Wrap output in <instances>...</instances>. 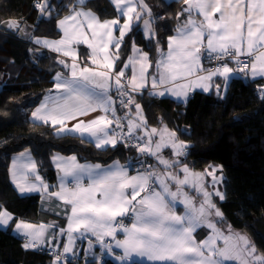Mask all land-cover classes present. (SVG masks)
<instances>
[{
  "label": "snow or ice",
  "instance_id": "obj_1",
  "mask_svg": "<svg viewBox=\"0 0 264 264\" xmlns=\"http://www.w3.org/2000/svg\"><path fill=\"white\" fill-rule=\"evenodd\" d=\"M79 2L83 5L85 0ZM112 3L125 18L123 24L120 19L101 21L91 11L73 8L71 15L58 22L63 32L61 39L33 38L37 44L72 57V63L60 61L70 75L57 74V94L45 97L32 117L57 127L58 132L90 137L97 148L137 140L139 143L130 146L141 154L155 157L165 170L160 172L149 166L130 175L129 169L135 170L131 163L122 165L117 161L102 166L81 164L76 156H56L53 159L60 173L56 186L59 190L50 192V185L37 172L36 161L25 151L12 161L11 179L16 188L20 193H45L63 202L66 214L70 210L67 229H59L68 237L65 254L72 251L74 233L80 236L91 233L102 243L105 237H111L115 246L123 250L119 257L122 261L136 255L153 264H227L229 261L264 264V254L258 252L249 237L234 231L230 225L227 229L217 227L223 222V214L211 197L215 195L223 200L224 196L218 190L208 192L204 180L206 176L212 177L215 187L222 179L215 172L222 166H213L204 173L193 172L187 165L181 167L179 158L187 155L189 145L180 141L176 132L166 125L149 130L142 106L132 95L148 90L152 96L171 94L187 98L196 87L207 91L213 77L228 79L236 71L264 77V0H183L185 7L178 15L186 18L173 29L174 35L167 37L166 52L156 41L159 58L152 73L149 69L153 65L142 49L133 47L134 55L118 72L115 66L120 57L109 50L111 46L118 53L125 35L144 16L148 17L143 19L145 34L154 39L151 9L145 0H112ZM47 6L48 0L43 3L37 0L34 5L41 14ZM2 26L20 30V22L16 20L5 21ZM114 31L119 32L118 37ZM79 44L91 50L92 67L77 63L74 46ZM241 57H247L248 62ZM202 58L220 63L214 70L206 69ZM228 61H234L237 68L229 67ZM128 69L131 77L122 80ZM113 89L121 108L129 112L135 108L134 118L117 115ZM97 110L102 114L94 119L78 120ZM72 120L78 122L69 128L66 121ZM125 120L126 125L122 122ZM125 126L127 134L123 131ZM138 131L143 135H135ZM164 148H170L176 158H163ZM177 167L179 171H173ZM185 188L196 191L202 198L193 199ZM178 206L183 207L182 214L177 213ZM14 220L15 231L28 241L23 245L25 248L44 244L49 229H56L55 224L35 225L19 220L0 204V225ZM200 228L209 229L210 234L198 241L195 234ZM118 232L123 234V239H116ZM103 247L111 251L112 244L103 243ZM55 264H61L60 255L56 256Z\"/></svg>",
  "mask_w": 264,
  "mask_h": 264
},
{
  "label": "trees",
  "instance_id": "obj_2",
  "mask_svg": "<svg viewBox=\"0 0 264 264\" xmlns=\"http://www.w3.org/2000/svg\"><path fill=\"white\" fill-rule=\"evenodd\" d=\"M36 3L37 0H0V23L15 19L26 26L24 36L0 27V204L19 220L54 222L56 230L49 229V234L55 236L58 229L66 227L70 210L66 214L63 202L55 198L20 193L11 180L13 155L30 150L40 173L56 191L58 171L52 161L55 153L101 164L119 159L133 166L140 153L126 142L97 148L80 135L61 134L51 124L32 122L34 109L46 93L55 89L56 74L64 70L60 54L39 46L33 38H58V19L79 6L92 9L101 19L119 16L111 0H85L83 5L79 0H48L43 16L34 7ZM184 7L183 1L151 0L155 37L147 39L141 21L136 23L119 48L118 68L123 67L134 44L156 60V41L161 49L166 47L167 37L186 18L178 15ZM79 48L82 58L88 61V49L82 45ZM245 74L239 72L233 77L226 90L217 80L213 90L194 91L186 102L171 96H152L148 90L136 93L135 101L142 106L148 128L166 125L189 145L181 165L197 171H203L211 162L222 165L226 175L224 199L213 196L223 214L219 225H230L234 231L247 234L258 252L264 254V78L253 79ZM117 108L121 112L122 108ZM15 222L8 228L0 227V264H55L58 253L61 264H117L108 257L98 260L87 255L85 259L78 254L69 258L60 250L25 248L24 236L13 231ZM208 233V229L200 228L196 236L203 239Z\"/></svg>",
  "mask_w": 264,
  "mask_h": 264
},
{
  "label": "crops",
  "instance_id": "obj_3",
  "mask_svg": "<svg viewBox=\"0 0 264 264\" xmlns=\"http://www.w3.org/2000/svg\"><path fill=\"white\" fill-rule=\"evenodd\" d=\"M111 1H112V0H111ZM165 1L170 2V1H173V0H165ZM178 1H183V0H178ZM79 3H80V2H79ZM145 3H146V4L149 6V8L151 9V0H145ZM81 8H82L83 10H85V11H91V12H93L97 17H99V15H98L95 11H93L92 9L86 8V7L79 6V7L77 8V10H80ZM138 10H139V8H138ZM71 14H72V13L67 14V15H64L63 17H61V18L58 19V21H57V29H58L59 32H60V36H59L58 38H45V37H41V39H48V40H59V39H61L62 36H63V32H62V30L59 28V24H58V22H59L61 19H63L64 17L69 16V15H71ZM118 14H119V12H118ZM99 19H100L101 21H104V20H111V19H120V23L123 24L125 18L119 14V16H118V17H115V18L101 19V18L99 17ZM143 19H148V17H147V16H146V17H142V19H141L140 21H141L142 31H143L145 37H146L147 39H149V38L146 36L145 31H144ZM140 21H139V22H140ZM137 23H138V22H137ZM134 25H135V24H134ZM152 27H153V29H154V31H155L154 24H152ZM132 29H133V28H132ZM86 31H89V32H90V30H88V29H86ZM131 32H132V30H131L130 32H128V33L125 35V37H126L129 33H131ZM113 34H114V36H116V37L119 36V32H118V31H114ZM172 35H174V33H173ZM170 36H171V35H170ZM125 37H124V39H125ZM89 38H90V37H89ZM36 44H37V43H36ZM122 44H123V43H122ZM122 44H121V45H122ZM38 45H39V46H42L43 48H46V49H48V50L54 51V50H52L51 48L45 47V46L42 45V44H38ZM79 45H82V46H84V47H86V48L88 49V51H89V56L87 57L88 61L82 58L81 50H80V48H79ZM79 45H75V46H74V48H75V52H76V61H77V63H78L80 66H82V67H83V66L92 67V65H91V61H90L91 50H90V49L88 48V46L85 45V44H79ZM121 45H120V46H121ZM133 47H135V48H139V49H142L140 46L134 44V45L132 46V50H131V54H130V56H133V55H134V53H133ZM109 50H110V52H112V53L118 55V53L116 52V50H115L114 48H112L111 46H110ZM142 50H143V49H142ZM163 50H164L165 52L167 51V45H166V47H165ZM54 52H56V51H54ZM118 52H119V51H118ZM143 52H145V51H143ZM56 53L60 54V56H61V60L65 61L67 64L70 65V64L72 63V57H66V56L63 55L62 52H56ZM146 53H147V52H146ZM130 56H129V57H130ZM148 56H149V54H148ZM129 57H128V58H129ZM158 58H159V54H158L156 60H154V59L152 60L151 57L149 56V59H150L152 65H153V67L149 69V73H152V72L154 71L155 63H156V61L158 60ZM206 59H207V58H202V64H203L204 68L207 69V68H208V62H206ZM127 61H128V59L126 60L125 63H127ZM62 65H63L62 67L64 68V70L61 71V72H59V73H57V74H60L62 77H68V76L70 75V73H69V71H68V68H66L64 64H62ZM228 66H229V67H232L233 69H236V68L234 67V61H228ZM121 68H122V67H121ZM121 68H120V67L118 68V61H116L115 70L118 72ZM57 74H56V77H57ZM200 74L203 75V74H205V73H200ZM246 74H247V75H246ZM246 74H245L246 76H249L250 78H253V79H254V78H260V77H261V76L252 77L251 74H250V73H247V72H246ZM131 75H132L131 70H130V69L126 70V71H125V77L122 78V80H123V79H129V78L131 77ZM238 75H239V72L236 71V72H234V73H233L228 79H225L224 77H219V76H218V77H213V78H212V81L210 82V83H211V86L209 87V89H208L207 91H205L203 88L196 87V88H194V90H192V91L189 92L187 98H184V97H177V96H174V95H171V94H166L165 96H171V97H173L174 99H176V100H178V101L186 102V101L189 99V97L191 96V94H192L194 91L200 90V91L210 92L211 90H213V89L215 88V86H216L217 80L220 81V83H221L222 86H223V89L226 90V89L228 88V85H229L230 81L232 80V78L235 77V76H238ZM263 78H264V77H263ZM56 82H57V80H56ZM56 94H57V90H56V88H55L53 91L46 93V94L44 95L43 99L41 100V102L39 103V105H38L37 107L40 106V104L44 101L45 97H47V96H49V95H56ZM134 94H136V93H134ZM116 95H117V93L115 92V89H113V91H112V96H113V99H114V100H116ZM136 103H139V102H136ZM139 104H140V103H139ZM37 107H36V108H37ZM117 107H118V105H117ZM36 108L34 109V111L36 110ZM122 109H123V108H122ZM122 109H120V110H121V112H120L119 109L117 108V115L120 116V117H124V116L127 114V112H128V109H125V108H124L123 110H122ZM34 111H33V112H34ZM131 111L134 113V112H135V108L132 107V108H131ZM119 112H120V113H119ZM101 114H102V113H101L99 110H97V112L90 113L88 116L79 117L78 120H79V119H83L84 121H88V120H90V119H94L96 116L101 115ZM127 115H128V114H127ZM143 115H144V113H143ZM130 117L134 118V116H132V115H131ZM130 117H128V118H130ZM78 120L66 121L67 126H68L69 128H71L75 123L78 122ZM32 122H33V123H42V122H40V121L34 120L33 117H32ZM126 123H127V122H126ZM151 128H152V127H151ZM155 128H157L158 130H159V129H162V128H163V125L156 126ZM148 129L150 130V128H148ZM59 133H61V134H67V133H69V132H59ZM70 134H77V135H79L78 133H75V132H71ZM135 135H143V132H142V131H138L137 133H135ZM80 136H81V135H80ZM82 137L87 138V139H89L90 141L93 142V139L90 138V137H86V136H82ZM93 143H94V142H93ZM94 144H95V143H94ZM163 150H164V152L166 153V155H167L169 158H171V159H169V160L175 159V155H174L173 151H172L170 148H164V149H162V151H163ZM25 151L30 152V155H31L32 159H34V160L36 161V159H35L33 153H32L30 150H24V151H22V152H25ZM22 152H19V153H16L15 155H13L11 161H13V158L19 156V154L22 153ZM56 156H60V157H71V156H76V155H63V154H61V153H55V154L53 155V157H52V161H53V166L57 169L56 164H55L54 159H53V158L56 157ZM76 157H77V156H76ZM146 157H147L148 160L150 161L153 170H154L156 167H161V169H163V171L165 170V169L163 168V166L160 165V164L157 162V160H156L155 157L148 156V155H146ZM77 159H78V162L81 163V164H83V163H91V164H100V165H102V166L112 165L114 162H117V161H118L120 164H122V165H129V164L131 163L130 161H129V162H126V161H121V160H119V159H116V160H114V161H112V162H110V163H108V164H101V163H99V162L81 161L78 157H77ZM179 159L181 160L182 157H180ZM131 164H132V163H131ZM180 166L182 167L183 165H180ZM187 166H188V165H187ZM207 167H208V166H207ZM188 168H189L191 171H197V170H194L193 168H191V167H189V166H188ZM134 169H135V168H134ZM206 169H207V168H205V169H204L203 171H201V172H204ZM57 170H58V169H57ZM136 170H139V169H135V170H133V168H130V169H129V174H130V175H135V174H136ZM140 170H143V169H140ZM10 171H11V169H10ZM157 171H160V170L157 169ZM173 171H177V172H178V171H179V168L177 167V168L173 169ZM37 172H38L39 176L43 179L44 183H46V184L49 185V182H48V181L42 176V174L40 173V171H39L38 168H37ZM160 172H161V171H160ZM10 174H11V173H10ZM11 180H12V179H11ZM12 182H13V181H12ZM59 182H60V173H58V182H57V185L59 184ZM13 184L15 185L14 182H13ZM15 186H16V185H15ZM187 189H188V188H187ZM58 190H59V189H58V187H57L56 191H58ZM49 191H50V192L52 191L51 187L49 188ZM40 194H42L43 197L46 198V199L49 198L48 195L45 194V193H42V192H41ZM47 197H48V198H47ZM178 210H179V211H180V210H183V207L178 206ZM179 211H178L177 213H178V214H182V213H180ZM182 212H183V211H182ZM12 222H13V221H12ZM12 222H10L8 225H0V227H2V228H8V227L12 224ZM126 222H128V221L126 220ZM28 223H30V222H28ZM32 224H34V223H32ZM42 224H45V223H42ZM48 224H54V222L46 223L45 225H48ZM35 225H40V224H35ZM67 225H68V220H67V223H66V227H65L64 229H67ZM55 230H56V229H55ZM13 231H14L15 233H17V234H21V233H18L17 231H15V223H14V226H13ZM21 235L23 236V234H21ZM195 235H196V234H195ZM206 237H207V236H205L203 239H199V238H197V236H196V239H197L198 241H200V240H204ZM24 238H25V237H24ZM25 239H26V238H25ZM116 239H123V234L118 232V233H117V236H116ZM27 242H28V241H27V239H26V242H25V243H27ZM90 242H91V246H90ZM67 243H68L67 233L65 232L64 234H61V233L59 232V229H58V232H57V234H56L55 236H54L53 233H52V234H51V233L49 234V231H48V233L46 234V242H45L44 244L38 245L37 247H34V248H48L49 250H53V251H54V250H55V251L60 250V251H62V252L64 253V246H65ZM103 243H109V244H112V249H111V251H110L109 249L103 247ZM103 243H102L101 241H99L98 238H96L95 236H93L91 233H86L84 236H80L79 234L74 233V234H73L72 251H71L70 253H67L66 255H68V257L70 258V257H74V256H76V255H78V254H83V255H84L83 258H85V259H86V256H87V255H91L93 258L98 259V260H101V259L104 258V257H108V258L112 259L113 261H115L117 264H131V263H133L134 261H139V262H141V263H153V262H151V261H148L146 258H142V257L136 256V255H133V257H132L130 260H124V261H122V260L119 259V257L122 255L123 250H122V249H119V248H117V247L115 246V242H114V240H113L111 237H105ZM100 248H101L102 250H100Z\"/></svg>",
  "mask_w": 264,
  "mask_h": 264
},
{
  "label": "rangeland",
  "instance_id": "obj_4",
  "mask_svg": "<svg viewBox=\"0 0 264 264\" xmlns=\"http://www.w3.org/2000/svg\"><path fill=\"white\" fill-rule=\"evenodd\" d=\"M37 38H41V37H37ZM141 105V104H140ZM127 114H128V117H130L131 115L132 116H134L135 117V112L133 113L132 111H130L129 112V110H128V112H127ZM130 118H132V117H130ZM165 125H163V127H164ZM152 128H155V127H152ZM151 129V128H150ZM169 129V128H168ZM170 130V129H169ZM171 131V130H170ZM181 141V140H180ZM124 142H126V141H124ZM154 142H155V138H154ZM162 156H163V158H165V159H171V158H169L167 155H166V153L164 152V150L162 151ZM176 158V157H175ZM148 159V158H147ZM213 166H222L220 163H217V162H211L210 163V165L207 167V169L206 170H208V171H211L212 170V167ZM10 169H12V161H11V165H10ZM157 169L158 170H160L161 172H163V169H161V167H156L154 170H156L157 171ZM193 172H198V173H204V172H201V171H193ZM10 173H11V171H10ZM215 176L216 177H218V178H221L222 177V179H220V181H219V183H217L216 185H215V187H213V184H212V177H210V176H206L205 177V180H204V187L206 188V190L208 191V192H214V191H219L220 193H222L223 194V196H224V188H223V185H224V183H223V181H224V179H225V177H226V175H225V172H224V170H223V167L222 168H218L217 169V171L215 172ZM181 178H183V176L181 175ZM185 191H187V192H189V195H191L192 197H193V199H195V200H200L202 197L196 192V191H194V190H192V189H190V188H185ZM31 193H41V192H25V193H22V194H31ZM214 196V195H213ZM213 196L211 197V199H212V203H214L215 205H216V208H218V206H217V204L213 201ZM219 209V208H218ZM220 210V209H219ZM179 210H178V207H177V212H178ZM183 210H180L179 212L180 213H183L182 212ZM221 212V211H220ZM217 220H219V218H216ZM217 227H219V228H221V229H227V227L226 226H220L219 225V223L217 224ZM204 229H207V228H204ZM233 229V228H232ZM199 229H197V231H198ZM209 230V229H208ZM234 230V229H233ZM237 232H239V233H241V234H244V235H246L247 237H248V235L247 234H245V233H243V232H241V231H238L237 230ZM210 234V230H209V233H208V235ZM207 235V236H208ZM227 264H234V262H231V261H229V262H227Z\"/></svg>",
  "mask_w": 264,
  "mask_h": 264
},
{
  "label": "built area",
  "instance_id": "obj_5",
  "mask_svg": "<svg viewBox=\"0 0 264 264\" xmlns=\"http://www.w3.org/2000/svg\"><path fill=\"white\" fill-rule=\"evenodd\" d=\"M241 59L244 61V62H248V58L247 57H241ZM208 61V68H211V69H215L216 67H217V65H218V63H220V62H218V61H215V60H207ZM234 67L235 68H237V65H236V63L234 62ZM133 96H134V98H135V94L133 93L132 94ZM116 100H117V105L119 106V103H118V101H119V96L118 95H116ZM123 123H125V125H126V120L125 121H122ZM123 131H124V133L125 134H127V127L125 126V128L123 129ZM126 143L128 144V145H132V144H135V143H139V141H137V140H126ZM140 155V157H139V159L136 161V164L134 165V168L135 169H145V168H148L149 166H151V163H150V161L147 159V157H146V154H139ZM185 157V156H184ZM183 158V157H182ZM141 162H143V166H142V164H141ZM125 223H128V222H126L125 221ZM100 250H102L101 248H100ZM57 255H60L61 256V254H56V256Z\"/></svg>",
  "mask_w": 264,
  "mask_h": 264
},
{
  "label": "water",
  "instance_id": "obj_6",
  "mask_svg": "<svg viewBox=\"0 0 264 264\" xmlns=\"http://www.w3.org/2000/svg\"><path fill=\"white\" fill-rule=\"evenodd\" d=\"M43 15H44V13L41 14V16H43ZM8 20H10V19H5V20H3V21L0 23V27H1L3 30L9 31V32H11V33L19 34L20 36H24V35H25L26 26H25V24H23V23L20 22V21H19V22H20V30H18V31L10 30V29H8V28L3 27L2 25L4 24V22H5V21H8ZM11 20H15V19H11ZM16 21H18V20H16ZM158 54H159V52H158ZM57 171H58V173H59V170H57Z\"/></svg>",
  "mask_w": 264,
  "mask_h": 264
}]
</instances>
